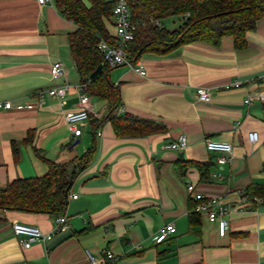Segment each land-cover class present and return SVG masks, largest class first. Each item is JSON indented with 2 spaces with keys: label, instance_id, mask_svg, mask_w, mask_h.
<instances>
[{
  "label": "crops",
  "instance_id": "1",
  "mask_svg": "<svg viewBox=\"0 0 264 264\" xmlns=\"http://www.w3.org/2000/svg\"><path fill=\"white\" fill-rule=\"evenodd\" d=\"M75 30L53 3L0 0V102L28 106L0 110V188L41 177L48 162L69 163L95 148L90 164L73 180L71 195L77 198L68 199L65 233L24 249L12 224L50 233L56 217L0 210V264H87L86 252L97 258L110 252L115 258L107 264H264V205L247 196L264 186V103L257 99L264 93V17L242 48L226 37L218 47L192 43L165 55L145 53L136 62L145 77L128 65L112 68L109 80L120 95L117 114L165 128L135 138L115 136L103 121L109 106L98 99L91 97L92 114L75 138L65 122L78 108L73 90L62 105L47 95L39 105L32 97L81 81L69 51ZM106 30L112 36L111 19ZM56 62L64 76L52 79ZM233 82L242 85L222 89ZM199 89L206 90L209 102L198 101ZM246 98L250 105L243 103ZM251 131L258 134L255 145L247 140ZM181 135L188 143L184 151L163 149ZM207 140L232 145L226 164L216 163L218 154L206 150ZM195 162L211 164L208 180H200ZM188 183L228 208L225 237L201 215L190 225ZM167 224L175 232L155 244L154 236Z\"/></svg>",
  "mask_w": 264,
  "mask_h": 264
},
{
  "label": "trees",
  "instance_id": "2",
  "mask_svg": "<svg viewBox=\"0 0 264 264\" xmlns=\"http://www.w3.org/2000/svg\"><path fill=\"white\" fill-rule=\"evenodd\" d=\"M53 0L59 13L75 25L69 35L70 57L81 81L100 68L99 73L88 84L90 97L109 106L103 121L111 124L117 138L144 137L165 132L158 123L120 116L119 90L109 80L112 68L104 62L97 49L100 39L109 40L106 23L110 21L112 0ZM131 21L137 25L134 40L126 48L130 64H135L143 54H168L175 49L192 44L204 43L218 47L223 38L233 40L236 49L246 43V34L256 29L257 22L264 17V0H128ZM179 17L180 25L172 30L162 26L166 17ZM156 22L160 27L156 26ZM90 118V116H89ZM32 135H27L31 141ZM16 158L18 150L12 146ZM94 146L69 163H47V172L36 178L16 179L0 188V210L28 214L65 216L71 186L76 175L90 164ZM201 181L209 179L210 163H193ZM264 205V186L254 188L247 195ZM194 203L189 201V222L196 225L198 216L191 212Z\"/></svg>",
  "mask_w": 264,
  "mask_h": 264
},
{
  "label": "built area",
  "instance_id": "3",
  "mask_svg": "<svg viewBox=\"0 0 264 264\" xmlns=\"http://www.w3.org/2000/svg\"><path fill=\"white\" fill-rule=\"evenodd\" d=\"M37 4L45 5L52 4L53 0H36ZM111 24L113 28V34L109 40L100 39L98 41L97 49L101 54L104 62L109 68H115L120 65H128L135 73L140 77H145L146 72L144 68L139 64H130L126 54V48L129 43L134 40V35L137 31V25L131 21V12L128 4V0H112L111 11ZM157 27H160L158 22L155 23ZM50 75L52 79H58L64 76L63 65L60 62L52 64L50 67ZM264 80V77L261 78ZM242 83L233 82L223 86V90L238 89ZM70 90H73L78 97V108L76 111L70 112L65 116V122L68 131L73 137H79L82 133L83 124L89 120V116L92 114L91 109V97L88 94L87 82L80 81L74 85L65 83L61 86H56L48 89L47 91H39L32 97L37 100V103L41 105L43 103L44 96L54 98L63 104V101ZM197 99L200 102L207 103L210 97L206 90H197ZM260 102L264 103V93H261L258 98ZM252 99L246 98L244 100L245 105H250ZM28 106L22 104H16L11 101L0 102V110H23ZM98 137H102V133H97ZM247 140L250 144L255 145L258 142V134L255 131H251L247 134ZM187 138L184 135L178 136V138L166 144L164 150L184 151L187 148ZM205 148L208 152L218 154L216 163L220 166L226 164L230 160L232 154V145L225 142H216L207 140L205 142ZM218 179L217 175H213ZM186 194L189 201L194 203V208L191 212L203 216L210 224L214 225L218 237H225L228 231V222L225 220V216L229 213L226 206L220 203L218 197L205 196L197 190V186L193 183L186 185ZM72 199H76V195L70 196ZM254 202L260 203V200L253 199ZM190 213V211H189ZM12 233L18 238L19 244L24 249H29L34 243L45 244L49 241L53 235L62 234L68 230V225L65 216H59L55 220L54 229L50 233H42L39 229L33 226L13 223L11 226ZM175 232V228L172 224H167L159 229L158 233L154 236L153 242L155 244H161L167 240V238ZM114 256L110 252H106L100 257H95L89 252H86L87 264H107L109 261H114Z\"/></svg>",
  "mask_w": 264,
  "mask_h": 264
},
{
  "label": "rangeland",
  "instance_id": "4",
  "mask_svg": "<svg viewBox=\"0 0 264 264\" xmlns=\"http://www.w3.org/2000/svg\"><path fill=\"white\" fill-rule=\"evenodd\" d=\"M82 1L85 5H87V3H88L87 0H82ZM162 21H163V27L165 29L172 30V29H175L178 27L177 25H179V23H180V18L169 16V17H166L165 19H163ZM95 103H96V101L93 102V104H95Z\"/></svg>",
  "mask_w": 264,
  "mask_h": 264
},
{
  "label": "water",
  "instance_id": "5",
  "mask_svg": "<svg viewBox=\"0 0 264 264\" xmlns=\"http://www.w3.org/2000/svg\"><path fill=\"white\" fill-rule=\"evenodd\" d=\"M100 71V68L98 70H96L91 76H89L85 81L88 82L90 80H92ZM77 143V142H75Z\"/></svg>",
  "mask_w": 264,
  "mask_h": 264
}]
</instances>
